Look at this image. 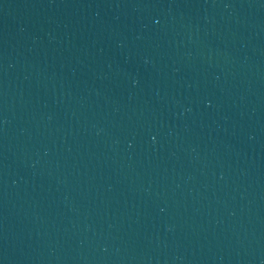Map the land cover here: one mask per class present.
Segmentation results:
<instances>
[{
	"label": "water",
	"instance_id": "1",
	"mask_svg": "<svg viewBox=\"0 0 264 264\" xmlns=\"http://www.w3.org/2000/svg\"><path fill=\"white\" fill-rule=\"evenodd\" d=\"M0 264H264V0H0Z\"/></svg>",
	"mask_w": 264,
	"mask_h": 264
}]
</instances>
